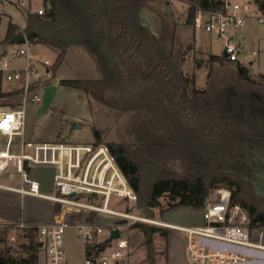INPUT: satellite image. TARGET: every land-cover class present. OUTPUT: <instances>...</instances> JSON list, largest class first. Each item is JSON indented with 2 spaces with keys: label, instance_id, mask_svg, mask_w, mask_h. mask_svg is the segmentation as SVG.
<instances>
[{
  "label": "trees",
  "instance_id": "1",
  "mask_svg": "<svg viewBox=\"0 0 264 264\" xmlns=\"http://www.w3.org/2000/svg\"><path fill=\"white\" fill-rule=\"evenodd\" d=\"M252 1L264 12V0ZM186 2L187 23L193 28L199 9H227L225 0ZM43 5V13L27 10L23 29L10 19L2 45L20 44L27 38L33 44L57 49L51 65L53 77L69 47L88 48L96 55L103 76L62 78L60 82L109 108L146 109L153 121L160 123L154 129L164 130L168 142L144 145L148 162L142 160V151L141 156L134 155L125 143H107L138 195L137 206L150 215L161 204L160 197L166 195L170 206L202 208L211 189L223 183L231 189V203L240 202L248 209L250 228L264 232V194L248 175L256 162H264V92L227 80L214 82L208 89L192 86L176 62L174 42H166L145 24L141 16L145 0H43ZM222 58L227 59L224 54ZM229 61L235 63L239 79L251 81L245 65ZM92 131L94 143H101V130L93 126ZM178 147L188 150L187 159L197 166L195 172L180 176L168 173L167 160L180 156ZM167 151L177 152L167 156ZM161 157L167 158L166 163L160 162ZM132 227L143 231L151 255L153 234H169L168 228L143 221ZM18 233L26 240L20 243L26 255L15 256L9 247L0 248V264H38L41 247L35 227L0 228L3 241H17ZM85 250L88 256L87 246Z\"/></svg>",
  "mask_w": 264,
  "mask_h": 264
},
{
  "label": "built area",
  "instance_id": "2",
  "mask_svg": "<svg viewBox=\"0 0 264 264\" xmlns=\"http://www.w3.org/2000/svg\"><path fill=\"white\" fill-rule=\"evenodd\" d=\"M254 4L252 0L230 3L223 12L199 9L194 28L223 37L227 59L240 61L241 52L233 35L241 29ZM28 10L43 13L44 5L28 7ZM259 20L264 21V16L260 14ZM33 45L25 38L23 43L0 51V188L15 191L21 196L45 198L58 207L50 222L37 224L25 218L0 220V228L35 227L44 253L42 264H68L65 231L69 227L76 228L85 241L89 253L86 264H128L132 225L137 221L154 220L131 209L121 211L111 207L114 197L135 203L138 195L108 145L26 137L29 107L41 105L45 85L59 83L58 78L52 76L53 62L35 53ZM255 54V50L245 51L242 56L250 60ZM19 58L24 61L19 62ZM41 167L53 170L51 192L43 190V179L34 174L35 169ZM85 212L118 218L111 223H100L96 218L86 217ZM203 220V223L193 225L166 223L187 233V251L193 264H238L261 260L200 243L201 238H208L264 250V244L252 238L248 209L240 202L231 203L229 187L218 188L215 197L206 201ZM113 229L119 231V236L111 237Z\"/></svg>",
  "mask_w": 264,
  "mask_h": 264
},
{
  "label": "rangeland",
  "instance_id": "3",
  "mask_svg": "<svg viewBox=\"0 0 264 264\" xmlns=\"http://www.w3.org/2000/svg\"><path fill=\"white\" fill-rule=\"evenodd\" d=\"M244 0H227V2H242ZM21 3V4H19ZM229 3V4H230ZM43 6V0H0V51L5 48L1 40L4 38L7 24L13 19L21 29L25 26L28 7L37 8ZM188 3L186 0H145V6L141 10V16L154 33L170 43L174 42V56L182 73L189 78L192 86L199 89L213 87L214 82L235 81L237 85L250 86L253 89L264 92V21L259 20L260 11L257 5H253V11L245 18V22L240 30L243 48L247 51H257L250 59L254 63L250 64L240 55L241 62L246 66L249 73L250 82L239 79L235 74V63L222 58L224 40L218 36L204 37L199 30L195 31V37L199 45L201 40H205L212 47L218 59H212V53L207 48H196L194 45L193 25L187 23ZM264 16V12H261ZM204 37V38H203ZM33 51L49 58L53 63L57 56V49L38 43L34 44ZM16 46H14V49ZM23 62V58L18 59ZM53 65V64H52ZM53 73V72H52ZM59 76V77H57ZM103 76V69L96 55L88 48L79 45L69 47L65 61L60 70L55 73L58 78V89L51 102L49 109L38 113V108L29 107L25 134L31 140H51L56 142L86 143L95 142L92 127L95 126L102 133L101 143L108 142L125 143L134 155H140L142 160L148 162L143 152L145 144H160L168 142L164 136V130H156L159 122H154L151 113L146 109L134 108H109L89 94L62 84V78H99ZM142 146V147H141ZM153 149V147H152ZM180 156L173 157L177 151H167V156L161 157L160 162L167 160V167L170 174L177 176L191 174L197 170V166L190 162L188 150L178 147ZM183 149V150H182ZM164 151V150H159ZM162 153V152H161ZM149 155V153H148ZM138 157V159H141ZM141 160V161H142ZM147 170L144 169V172ZM51 168H36L34 174L43 179L45 192L52 191ZM248 175L256 183V189H264V162H256L253 168L248 171ZM252 179V180H253ZM253 180V181H254ZM8 183V180H3ZM255 183V182H254ZM226 187L223 183L211 189L209 199L214 198L216 190ZM262 193V192H260ZM263 194V193H262ZM161 204L152 209L149 215L144 208L138 207L135 203L114 197L111 207L124 211L131 208L136 213L154 220V222L143 221L150 225L168 228V236H163L161 232H155L152 236V247L154 252L146 244V236L138 227L130 229V249L128 264H193L187 251V233L168 224L193 225L201 224L203 220V207L193 206H170L169 198L166 195L160 197ZM58 205L51 200L34 197L21 196L19 193L0 188V220L16 221L24 217L15 219L20 213L27 215L32 212H39L42 215L50 211L47 220L29 219L28 221L41 224L50 222L53 219L54 211ZM130 210V209H129ZM36 214V213H35ZM86 217L100 223L114 222L118 217L106 214H94L85 212ZM6 218V219H5ZM8 218V219H7ZM252 238L264 242L262 231L258 228L251 229ZM264 233V232H263ZM0 235V248H10V252L15 256L26 255L20 243L26 241L21 235L16 234L18 240H2ZM13 241V242H12ZM85 241L79 236L74 227H69L65 231V251L68 264H86ZM38 264H42L44 253L40 248ZM154 259V260H152Z\"/></svg>",
  "mask_w": 264,
  "mask_h": 264
},
{
  "label": "water",
  "instance_id": "4",
  "mask_svg": "<svg viewBox=\"0 0 264 264\" xmlns=\"http://www.w3.org/2000/svg\"><path fill=\"white\" fill-rule=\"evenodd\" d=\"M58 85L59 83L53 82V83H49L44 86L43 100L37 110L39 114L50 108L51 102L57 92ZM254 182L257 186V183L255 180ZM259 191L264 194V189H259ZM117 236H119V231L117 229H113L111 237H117ZM200 243L202 245L210 246V247L220 249V250H233L237 253L245 254L251 257H257L259 259L261 258V260H249V261L241 262L238 264H264V250H261V249L248 248V247L229 244L226 242L208 239V238H201ZM40 245H41V242H40Z\"/></svg>",
  "mask_w": 264,
  "mask_h": 264
},
{
  "label": "crops",
  "instance_id": "5",
  "mask_svg": "<svg viewBox=\"0 0 264 264\" xmlns=\"http://www.w3.org/2000/svg\"><path fill=\"white\" fill-rule=\"evenodd\" d=\"M226 2H227V0H225ZM253 2V1H252ZM230 2H227V4H229ZM254 3V2H253ZM256 5V4H255ZM258 7V6H257ZM259 9V8H258ZM259 11H260V14H261V10L259 9ZM197 29H195L194 28V31H193V35H194V45H195V47L196 48H202V47H204V48H207L208 49V51H210L211 53H212V55H215V52H213V50H212V47L208 44V42H206L205 40H201L202 42H201V44L199 45V43H198V41L196 40V37H195V31H196ZM240 30L241 29H239L238 31H236L235 32V34L233 35V38H234V41L235 42H237L238 43V45H239V49H240V52H241V55L245 52V51H247V50H245L244 48H243V45H242V41H241V36H240ZM152 31V30H151ZM200 31V30H199ZM154 32V31H153ZM202 33H203V35H205L204 37H206V38H209V37H211V36H218V37H220V38H222L223 40H224V42H223V53L222 54H224L225 56H226V53H225V47H224V44H225V39L223 38V37H221V36H219V35H217V34H215V33H206V32H203V31H201ZM156 33V32H155ZM157 34V33H156ZM203 37V38H204ZM67 55V54H66ZM243 57V56H242ZM65 58H66V56H65ZM65 58H64V61H65ZM227 58V57H226ZM244 58V57H243ZM250 62V64H252V63H254V61L252 60V59H250L249 60ZM240 62H244L242 59L240 60ZM63 63V62H62ZM62 65V64H61ZM61 65H60V67H61ZM60 67H59V69H58V71L60 70ZM57 77H59V76H57ZM50 211L51 210H49V212L48 213H45V214H41V213H37V212H32L31 211V213L29 214H27V215H25L24 216V214L22 213H20V215L18 216V217H16L15 219H18V218H20V217H24V218H29V219H38V220H47L48 218H49V215H50ZM36 213V214H35ZM6 219V218H5ZM8 219V218H7ZM262 234H263V236H264V233L262 232ZM263 244H264V242H262ZM44 259V258H43Z\"/></svg>",
  "mask_w": 264,
  "mask_h": 264
}]
</instances>
